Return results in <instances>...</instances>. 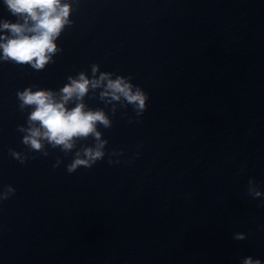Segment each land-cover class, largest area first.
<instances>
[{"label": "water", "instance_id": "95a60500", "mask_svg": "<svg viewBox=\"0 0 264 264\" xmlns=\"http://www.w3.org/2000/svg\"><path fill=\"white\" fill-rule=\"evenodd\" d=\"M73 2L44 69L0 61V190L17 188L0 204V264L264 260V195L252 191L264 190V0ZM94 63L131 74L150 101L130 120L131 106L113 112L90 91L87 103L113 119L102 126L108 155L70 172L94 138L30 150L17 89L58 88Z\"/></svg>", "mask_w": 264, "mask_h": 264}, {"label": "clouds", "instance_id": "9594fccd", "mask_svg": "<svg viewBox=\"0 0 264 264\" xmlns=\"http://www.w3.org/2000/svg\"><path fill=\"white\" fill-rule=\"evenodd\" d=\"M3 2L11 16L0 17V61L44 69L60 50L58 38L68 25L74 23L73 0ZM96 89L100 90V98L112 105L113 112L120 105L125 109L131 106L136 116L130 120L141 116L150 101V93L136 83L131 74L101 71L98 63L92 65L91 76L87 71H80L69 75L67 82L58 88L28 84L17 89L19 108L27 111V123L18 125L25 133L23 143L30 150H44L47 154L49 144L69 151L77 148L78 141L91 136L94 142L77 148L67 169L72 172L80 166L92 167L103 160L108 155L109 140L105 138L102 126L110 128L113 119L106 108L87 103L86 96ZM9 151L21 163L27 162L26 153L15 148ZM112 151L115 153L116 149ZM108 162L115 161L109 156ZM16 191L14 184H5L0 190V204ZM252 191L257 196L264 195V190L253 188ZM236 235L238 238L246 236L243 232ZM243 264H264V260L249 255L243 259Z\"/></svg>", "mask_w": 264, "mask_h": 264}]
</instances>
